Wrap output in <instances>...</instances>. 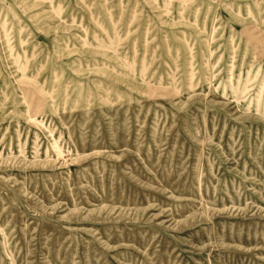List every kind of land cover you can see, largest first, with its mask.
<instances>
[{
    "label": "rangeland",
    "instance_id": "rangeland-1",
    "mask_svg": "<svg viewBox=\"0 0 264 264\" xmlns=\"http://www.w3.org/2000/svg\"><path fill=\"white\" fill-rule=\"evenodd\" d=\"M0 264H264V0H0Z\"/></svg>",
    "mask_w": 264,
    "mask_h": 264
}]
</instances>
